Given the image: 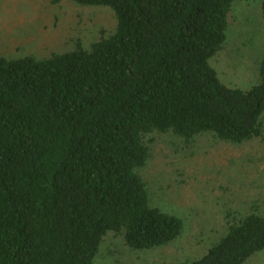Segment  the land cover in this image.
Wrapping results in <instances>:
<instances>
[{
  "label": "trees",
  "instance_id": "trees-1",
  "mask_svg": "<svg viewBox=\"0 0 264 264\" xmlns=\"http://www.w3.org/2000/svg\"><path fill=\"white\" fill-rule=\"evenodd\" d=\"M71 1L111 9L114 33L46 59L0 56V264H95L110 233L135 251L168 246L184 222L151 204L148 137L264 136V52L248 90L211 66L242 0ZM228 219L202 258L179 264L264 251V215Z\"/></svg>",
  "mask_w": 264,
  "mask_h": 264
},
{
  "label": "rangeland",
  "instance_id": "rangeland-1",
  "mask_svg": "<svg viewBox=\"0 0 264 264\" xmlns=\"http://www.w3.org/2000/svg\"><path fill=\"white\" fill-rule=\"evenodd\" d=\"M116 26L109 8L71 0H0V56L46 59L73 51L78 43L90 49ZM227 35L211 66L228 88L248 90L259 80L258 59L264 52L262 0L235 2ZM147 140L151 157L140 176L152 206L180 218L183 233L170 245L147 251L128 249L122 236L110 233L95 264L198 260L225 235L229 217L252 211L264 215V136L242 145L209 134L190 143L173 134H153ZM245 264H264V251Z\"/></svg>",
  "mask_w": 264,
  "mask_h": 264
}]
</instances>
